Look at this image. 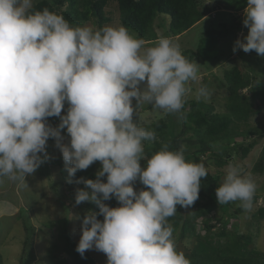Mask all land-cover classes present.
Segmentation results:
<instances>
[{"label":"clouds","instance_id":"obj_1","mask_svg":"<svg viewBox=\"0 0 264 264\" xmlns=\"http://www.w3.org/2000/svg\"><path fill=\"white\" fill-rule=\"evenodd\" d=\"M32 9L33 0H0V183H26L49 158L47 141L53 138L70 178L101 164L95 180L76 181L85 188L76 190L75 203L99 207L82 217L76 247L82 257L94 248L106 254L107 264H191L178 250L168 218L177 205L189 207L198 199L208 169L167 143L146 155L144 142L156 134L134 115L142 103L180 113L199 64L167 36L145 47L122 24L72 25L48 8ZM244 17L249 31L233 51L264 56V0H246ZM196 94L207 97L209 91L201 85ZM53 116L60 119L56 127L47 123ZM65 128L68 143H62ZM137 180L145 188L136 191ZM256 187L251 175L229 163L217 201H239L251 210ZM113 197L118 207L105 203Z\"/></svg>","mask_w":264,"mask_h":264},{"label":"trees","instance_id":"obj_2","mask_svg":"<svg viewBox=\"0 0 264 264\" xmlns=\"http://www.w3.org/2000/svg\"><path fill=\"white\" fill-rule=\"evenodd\" d=\"M215 2L217 3L214 9L220 6L224 9L222 18L225 20L219 24V28H208L196 49L182 51L190 61L200 63L205 61L211 64L212 67L210 65L207 67L209 71L215 67L223 68V63L234 60V52L249 58H252L251 54L256 52L252 50L246 53L239 48L233 51L242 29L236 15L244 11L246 0H215ZM112 3L118 7L119 22L133 35L149 42L145 46L157 41L159 37L155 30L157 19L161 18L158 26L164 31L162 35L173 38L205 20L210 8H213L205 5L203 0H40L33 5L32 10L48 8L50 11L62 14L72 25H81L96 19L99 28L114 22L115 18L107 12V7ZM166 17L170 18L169 22ZM243 60V65L234 63L231 67L223 68L222 75L218 76L221 84L229 91L226 112L217 111L213 102L203 98L190 99L184 104L180 113H168L166 118L157 119L144 126L156 134V140L145 141L146 155L151 156L162 144L167 143L172 150L183 148L186 160L191 162L206 164L208 159L205 158L213 157L218 168L231 163L230 158L234 154L246 159L257 145V141L238 142L237 138L247 139L252 134H256L253 131H243L241 126L249 123L253 115L264 111V56L257 54L252 60L246 57ZM245 89L248 94L243 93ZM68 106L65 102L62 115L66 114ZM151 107L148 105L145 109L150 110ZM134 119L142 126L141 111L138 108ZM47 123L56 127L60 119L55 116L48 117ZM58 163L64 181L68 182L71 179V183L83 186H85L83 183L76 181L81 177L95 180L98 168L101 167L99 161L94 162L88 169L78 170L75 176L70 178L65 162ZM141 165H144L143 161ZM255 171L264 173V150L255 165ZM101 179L106 182V176ZM221 180L220 173L208 171V175L201 178L198 199L189 207L176 206L177 213L168 218L174 234H178L182 241L188 238L191 240L192 244L184 251L191 264H264V252L254 244L253 235L240 231L238 221L245 209L240 205L234 209L235 202L219 205L216 189L221 184ZM133 186L134 189L145 188L139 180L134 182ZM261 198L260 195H255L252 205L258 203ZM105 203L110 207L119 206L115 197ZM84 207L87 212H99V207L88 201ZM215 211L218 215H212ZM254 216L258 220H264V201ZM97 218L103 219L102 216ZM64 220L68 225L69 221ZM200 220L204 224V233L197 227ZM67 225L66 250L72 257L71 264H99L87 250L83 257L76 251L78 243ZM26 245L24 254L28 252V241ZM0 264H4L1 254ZM55 264H67V261L60 259Z\"/></svg>","mask_w":264,"mask_h":264},{"label":"rangeland","instance_id":"obj_3","mask_svg":"<svg viewBox=\"0 0 264 264\" xmlns=\"http://www.w3.org/2000/svg\"><path fill=\"white\" fill-rule=\"evenodd\" d=\"M39 1L33 0V5ZM203 2L209 8L213 7L210 8L207 18L197 23L189 31L171 38L175 43L180 45L181 51L196 49L205 31L210 27L219 28V24L225 20L222 18L224 9L220 8L221 6L214 9V5L217 3L215 0H203ZM107 12L115 18L111 25H121V22L117 19L120 14L115 3L107 7ZM236 16L242 25L238 39L243 40L249 31L243 24L245 18L244 11L238 13ZM166 19L168 22L170 21L169 17H166ZM226 19L228 20V17ZM160 22L161 18L155 22V30L158 36L164 32L158 26ZM81 25H91L98 28L96 19L84 22ZM155 42L145 47L153 46ZM145 44H149V42H145ZM233 55L234 60L231 59L223 63V68L231 67L234 63L243 65L244 57L249 60L257 57L256 52L251 54L250 57L252 58L246 55H239L238 52H234ZM196 63L199 64V78L188 85L191 92L185 98V103L190 99L200 100L203 98L208 102H213L217 111L226 112L229 91L221 84L218 78V76L222 75L223 68L215 67L209 71L207 67L209 65L212 67L211 64L205 61L203 63ZM201 85L207 87L209 91L207 97L197 96L196 90ZM243 93L248 94L247 89ZM133 104H135V100H133ZM148 105L150 104L142 103L138 107L141 111L140 124L143 127L153 123L157 119L166 118L168 114L161 110H154L152 107L150 110L145 109ZM241 129L246 132L253 131L256 134H252L247 139L237 138V141L242 142L244 140L246 143H249L256 140L257 145L246 159H242L240 155L234 154L230 158V161L239 165L242 173L252 176L257 186L255 195H260L262 198L258 203L252 205L251 210L244 211L238 223L240 224V231L242 233H251L255 240L254 244L264 252V220H258L254 216L264 201V173L255 171V165L264 150V111L253 115L249 123L242 125ZM61 134L64 137L62 143H68L70 137L66 132V128L63 132L61 131ZM192 150H195V148H192ZM46 151L49 158L33 174L26 176V183L11 182L6 178L3 183H0V206L9 207L8 205H10L14 208L12 215L5 214L3 217H0V254L2 255L4 264H55L60 259H66L67 264L72 263V257L66 250L67 239L65 229L67 224L64 219L69 221L67 226L71 229V233L78 243L81 235L82 217L87 213L84 207L87 201L77 205L75 203V194L78 188H85V186L69 183L62 179L59 171L60 164L58 162L63 161V157L59 148L56 147V142L53 138L48 139ZM205 159H208L205 164L208 171L222 175V183L226 166L218 168L213 157ZM139 189L141 190L142 188H135V190ZM239 205L240 202L236 201L234 209H237ZM212 215H218V213L215 211ZM77 217L81 219H77ZM197 227L202 233L205 232L204 224L201 220L198 222ZM174 238L178 250L185 251L192 244L189 238L186 241L180 240L178 234H174ZM27 241L29 248L28 252L24 254ZM87 251L99 264H107V256L103 252L97 251L94 248Z\"/></svg>","mask_w":264,"mask_h":264},{"label":"crops","instance_id":"obj_4","mask_svg":"<svg viewBox=\"0 0 264 264\" xmlns=\"http://www.w3.org/2000/svg\"><path fill=\"white\" fill-rule=\"evenodd\" d=\"M1 203V202H0ZM6 205H8V203H6ZM13 205V204H12ZM9 207H6V206H0V217H3V215H12L13 211H14V208L10 205H8ZM9 210H8V209Z\"/></svg>","mask_w":264,"mask_h":264}]
</instances>
